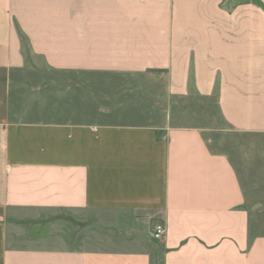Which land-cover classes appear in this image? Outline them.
<instances>
[{
	"label": "crops",
	"instance_id": "1",
	"mask_svg": "<svg viewBox=\"0 0 264 264\" xmlns=\"http://www.w3.org/2000/svg\"><path fill=\"white\" fill-rule=\"evenodd\" d=\"M31 58L163 80L147 111L165 116L97 122L88 102L36 111L55 121L1 111L0 264H264L239 169L170 106L214 97L236 133L264 138V0H0V70ZM116 110L128 109L102 112Z\"/></svg>",
	"mask_w": 264,
	"mask_h": 264
},
{
	"label": "rangeland",
	"instance_id": "2",
	"mask_svg": "<svg viewBox=\"0 0 264 264\" xmlns=\"http://www.w3.org/2000/svg\"><path fill=\"white\" fill-rule=\"evenodd\" d=\"M243 1V0H240ZM255 3L256 0H251ZM163 80L146 75L116 76L110 74L82 75L57 72L35 58L28 59L25 69L0 70V118L1 111L10 110L15 121H55L56 113L36 112L41 109H72L86 102L98 109L95 121L130 120L148 122L154 117L148 109L159 105L155 95L163 89ZM90 93L89 98L86 95ZM78 101L80 104H78ZM88 102V104H87ZM172 116L179 125L198 127L207 135L216 151L228 155L237 166L248 195L256 209L252 214L251 231L264 235V138L236 133L223 119L216 98H197L192 102L174 99ZM128 109L115 114L103 113V109ZM146 110L145 114L133 112ZM13 111L15 113H13ZM35 111V113H27ZM70 116V115H69ZM245 165L250 167L248 170Z\"/></svg>",
	"mask_w": 264,
	"mask_h": 264
},
{
	"label": "built area",
	"instance_id": "3",
	"mask_svg": "<svg viewBox=\"0 0 264 264\" xmlns=\"http://www.w3.org/2000/svg\"><path fill=\"white\" fill-rule=\"evenodd\" d=\"M166 231H167V228H166L165 224L159 223V224L155 225V227L153 229V237L156 240H162L166 235Z\"/></svg>",
	"mask_w": 264,
	"mask_h": 264
}]
</instances>
